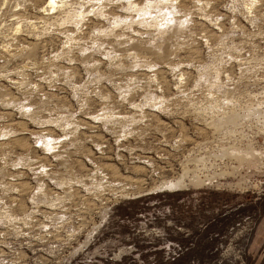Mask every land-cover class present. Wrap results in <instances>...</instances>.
Segmentation results:
<instances>
[{"label": "clouds", "instance_id": "1", "mask_svg": "<svg viewBox=\"0 0 264 264\" xmlns=\"http://www.w3.org/2000/svg\"><path fill=\"white\" fill-rule=\"evenodd\" d=\"M0 264H264V0H0Z\"/></svg>", "mask_w": 264, "mask_h": 264}, {"label": "rangeland", "instance_id": "2", "mask_svg": "<svg viewBox=\"0 0 264 264\" xmlns=\"http://www.w3.org/2000/svg\"><path fill=\"white\" fill-rule=\"evenodd\" d=\"M238 212H241V211H244V209H238L237 210ZM234 215V214H233ZM257 237H259V235H260V230H259V228H258V230H257Z\"/></svg>", "mask_w": 264, "mask_h": 264}]
</instances>
